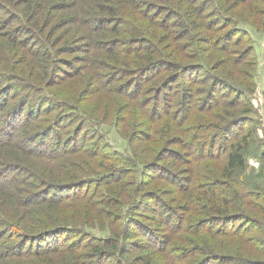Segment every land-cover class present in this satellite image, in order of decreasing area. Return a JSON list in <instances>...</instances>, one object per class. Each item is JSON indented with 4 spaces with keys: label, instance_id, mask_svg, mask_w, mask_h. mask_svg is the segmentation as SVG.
Wrapping results in <instances>:
<instances>
[{
    "label": "trees",
    "instance_id": "16d2710c",
    "mask_svg": "<svg viewBox=\"0 0 264 264\" xmlns=\"http://www.w3.org/2000/svg\"><path fill=\"white\" fill-rule=\"evenodd\" d=\"M252 31L264 0H0V264H264Z\"/></svg>",
    "mask_w": 264,
    "mask_h": 264
},
{
    "label": "rangeland",
    "instance_id": "374dc122",
    "mask_svg": "<svg viewBox=\"0 0 264 264\" xmlns=\"http://www.w3.org/2000/svg\"><path fill=\"white\" fill-rule=\"evenodd\" d=\"M253 37L256 42V53L258 56V74H257V89L252 96L254 113L252 117L256 120L258 136L264 142V39L262 35L256 34L253 32ZM256 93H260L259 96H256ZM260 98V100H259ZM105 130L108 133V139L110 144L113 146L112 148L120 151L126 152L128 150L127 143L125 139L120 135L117 129L112 126H105ZM259 148V155L264 150L263 146H259L258 141L257 144L254 145ZM260 157V156H259ZM261 160L257 156L249 157L248 159V174L251 175L255 172L253 169L258 170L260 168ZM261 185L264 186V179L260 181Z\"/></svg>",
    "mask_w": 264,
    "mask_h": 264
},
{
    "label": "built area",
    "instance_id": "2783aa9c",
    "mask_svg": "<svg viewBox=\"0 0 264 264\" xmlns=\"http://www.w3.org/2000/svg\"><path fill=\"white\" fill-rule=\"evenodd\" d=\"M260 95V93H256V96H259ZM259 100H260V98H259Z\"/></svg>",
    "mask_w": 264,
    "mask_h": 264
}]
</instances>
